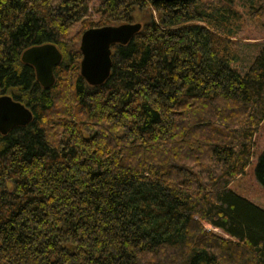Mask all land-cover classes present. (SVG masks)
Here are the masks:
<instances>
[{
  "label": "trees",
  "instance_id": "obj_1",
  "mask_svg": "<svg viewBox=\"0 0 264 264\" xmlns=\"http://www.w3.org/2000/svg\"><path fill=\"white\" fill-rule=\"evenodd\" d=\"M233 1L98 0L95 21L88 0H0V94L33 115L0 134V264H264V209L228 186L264 120V42L233 67ZM247 5L264 27V0ZM148 10L89 85L81 33ZM47 42L62 60L43 88L21 54Z\"/></svg>",
  "mask_w": 264,
  "mask_h": 264
},
{
  "label": "water",
  "instance_id": "obj_2",
  "mask_svg": "<svg viewBox=\"0 0 264 264\" xmlns=\"http://www.w3.org/2000/svg\"><path fill=\"white\" fill-rule=\"evenodd\" d=\"M151 3L160 0H150ZM173 1V0H166ZM139 21L106 24L85 29L80 37V75L92 86L106 81L110 75L113 44H126L138 32ZM62 60V53L54 43L29 46L22 51L21 61L33 66L36 80L43 88L55 81L54 68ZM31 110L9 94H0V134L5 135L14 127L25 126L32 120Z\"/></svg>",
  "mask_w": 264,
  "mask_h": 264
},
{
  "label": "rangeland",
  "instance_id": "obj_3",
  "mask_svg": "<svg viewBox=\"0 0 264 264\" xmlns=\"http://www.w3.org/2000/svg\"><path fill=\"white\" fill-rule=\"evenodd\" d=\"M201 1H205L207 3L211 1L217 5L220 4L218 0ZM97 4L98 0H88L90 16L95 21L98 18L94 11V8L97 6ZM230 6L239 12L240 18V28L237 31L235 37L232 38V48L239 58V60L233 64V67L240 73H243L248 65L252 62L261 44L264 42V27L257 19L252 18L248 14L247 0H234L233 3H230ZM150 12L155 16V12L153 10L144 11L142 13L135 11V18L133 22L139 21L142 23L146 20H149ZM80 29V23H75L69 30V36L78 32ZM263 151L264 120L261 122L254 137V150L249 164L245 168L244 173L235 177L228 185L231 190L245 197L262 209H264V186L256 178L255 168ZM204 225L207 228H211V226L207 223H204ZM213 230L222 234L218 229Z\"/></svg>",
  "mask_w": 264,
  "mask_h": 264
}]
</instances>
